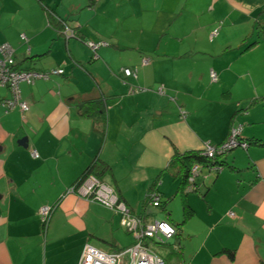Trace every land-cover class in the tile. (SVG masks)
I'll use <instances>...</instances> for the list:
<instances>
[{
    "label": "crops",
    "instance_id": "1",
    "mask_svg": "<svg viewBox=\"0 0 264 264\" xmlns=\"http://www.w3.org/2000/svg\"><path fill=\"white\" fill-rule=\"evenodd\" d=\"M45 6L72 20L84 41L108 44L97 60L83 42L65 40L48 23ZM109 9L114 19L107 24ZM263 29L264 0H97L91 7L89 0H0V44L14 49L17 67L64 70L19 85L26 111L0 105V264H78L95 236L108 253L135 244L133 238L127 248L120 244L118 214L65 194L95 158L110 167L102 181L147 221L150 209L161 208L143 205L153 183L163 200L169 174L179 178L169 197L178 192L180 169L170 165L175 152L221 144L238 126L241 140H264ZM126 68L137 69V78L124 77ZM135 87L146 91L130 93ZM9 96L0 89V102ZM97 98L105 102V124L77 110ZM217 161L225 165L210 173V183L198 181L208 217L196 256L205 250L202 264H262L264 147H237ZM194 194L187 186L181 191L182 206L195 214L198 199L188 198ZM43 205H55L45 231ZM224 249L234 252L233 261Z\"/></svg>",
    "mask_w": 264,
    "mask_h": 264
},
{
    "label": "built area",
    "instance_id": "2",
    "mask_svg": "<svg viewBox=\"0 0 264 264\" xmlns=\"http://www.w3.org/2000/svg\"><path fill=\"white\" fill-rule=\"evenodd\" d=\"M216 33L217 30H214L213 35ZM63 34L68 38L73 37L72 30L69 31L66 29ZM20 38L22 41H27L25 34H21ZM86 46L91 53H95V51L100 47L107 46V43L103 41H88L86 42ZM94 58L97 57L94 56ZM143 63L146 64L147 61L145 60ZM14 65V49L7 43L0 44V89H7L10 93L8 98L0 102L1 107L6 112L12 111L16 108L20 111H26L28 109L27 104L21 100L19 90V85L21 83L32 85L37 80L47 81L54 76H61L64 74V71L61 68H53L48 71L17 70ZM123 73L126 77H136L135 72L130 69H124ZM209 76L212 82L217 80L216 73L214 71L211 70ZM157 93L159 95L164 94L162 87L157 90ZM241 132V126L235 128L232 127L226 140L220 145L205 144L201 150L203 156L212 160L216 156L221 157L226 155L229 151L237 147L247 149V143L241 141L240 139ZM31 155L33 157L37 156L35 151H32ZM204 168L215 172H220L223 169L218 165H214L212 167L209 165L205 167L201 164H193L190 167L187 178L188 191H192L194 189L195 180L200 176V173ZM65 194L76 195L79 198L96 202L99 205L115 212L119 215L121 227L127 233L132 234L135 239V244L132 247L114 253L102 252L89 244H85L81 251L78 264H122L121 258L124 255L127 256V260L124 264H165L160 257L148 248L145 241L151 240L156 244H165L167 241L174 239L177 234V230L168 221L154 220L147 222L143 217L133 214L126 203L121 200L111 186L93 175H88L83 180L70 186ZM161 203V194H159L157 190L153 189L149 193L147 203H145V205L158 208ZM54 207L55 205H43L38 210V216L44 228H47V224Z\"/></svg>",
    "mask_w": 264,
    "mask_h": 264
},
{
    "label": "rangeland",
    "instance_id": "3",
    "mask_svg": "<svg viewBox=\"0 0 264 264\" xmlns=\"http://www.w3.org/2000/svg\"><path fill=\"white\" fill-rule=\"evenodd\" d=\"M113 13V12H112ZM111 10H107V13L105 15V23L110 24V19H114V16L112 15ZM104 16V14L102 15ZM86 48H88L85 45ZM92 58V56H91ZM96 62V61H95ZM261 130L264 129V124L261 125ZM210 171L207 168H204L201 172V178L198 179V181H203V177L207 176L209 177ZM180 177V175H179ZM207 177V178H208ZM206 178V179H207ZM164 181L165 183L163 184L162 192H165L164 198L163 200H167V198H170L169 202L166 204L165 208L166 211H163L162 208H158L156 210L150 209L153 214L151 216H149V220H147V222H151L154 220L157 221H168L171 225H173L174 227H178L177 225L180 224V222L183 219V214H182V199H181V188L179 185V190L177 192V194H175L176 190L174 189L172 191V193H170V197H169V187H176L179 183V178L177 179H173L171 175L167 174L164 176ZM211 179H208L205 183L206 185L208 183H210ZM205 181V180H204ZM159 186H161L159 184ZM158 186V187H159ZM192 194L195 193L194 195H190L188 196V198L190 197H194L196 199H198V202L196 203V213L192 214L189 219H187V221L182 224L181 226H179V229L181 230V234L180 236L177 237L178 240H176V237H174V239H171L169 241H167V243L165 244H156L155 242L151 241V240H146V245L148 246V248L155 253L158 257H160L166 264H195V263H200L202 264L203 262H206V260L204 259L205 254L204 251H202V253L198 256H196V252L197 249L200 247V245L202 244L201 242V238L203 239L204 235H202V230L203 228L206 226L205 223H207V210H206V206H205V201L203 200V194L200 195L199 197L197 196L196 192L194 191H190ZM173 194H175L173 196ZM166 213H169L170 216L167 218ZM169 219V220H168ZM175 227V228H176ZM177 229V228H176ZM107 233L110 234L111 229H107L106 230ZM186 234H188L189 236H191L190 238H188L186 236ZM118 238L120 239V244L123 247H129L130 244L132 243V240L134 239V236L132 234L126 235L123 229H120V233H118ZM200 237V238H199ZM95 238L97 240L100 239L99 236H95L94 238H90V242H96ZM133 238V239H132ZM106 242V241H104ZM178 242H180V245H178ZM89 243V244H91ZM95 244V246L93 245ZM91 244L92 246L98 248L99 250H101L102 252H109L110 250V246L107 243H101L98 242V245L96 243ZM182 245H185L186 250L182 252V254H179L180 252V247H182ZM124 248V249H126ZM109 250V251H108ZM179 250V252H177ZM127 260V256L124 255L121 258V262L122 264H124Z\"/></svg>",
    "mask_w": 264,
    "mask_h": 264
},
{
    "label": "trees",
    "instance_id": "4",
    "mask_svg": "<svg viewBox=\"0 0 264 264\" xmlns=\"http://www.w3.org/2000/svg\"><path fill=\"white\" fill-rule=\"evenodd\" d=\"M97 0H89V7H91L92 5H94V3L96 2ZM45 8V11H46V14H47V21L50 25H52L62 36H64V39L67 40L68 37H66L63 33H64V30L68 29L69 31L72 30L73 32V37L71 38H76L78 40H80L81 42H83L85 45H86V42L88 41H91V40H87V41H84L82 38H80L78 35H77V32H75L76 28H72L71 27V22L72 20L70 19H63V18H60L58 17L55 12L51 9H49L47 6L44 7ZM263 33H264V29H263ZM93 42H99V41H93ZM104 42V41H103ZM253 44H251L250 46H252ZM108 46V44H107ZM249 46V47H250ZM103 47H106V46H103ZM102 48V47H100ZM99 48V49H100ZM97 49L95 51V53H92V59L93 60H97L98 59V55H97V51L99 50ZM94 56H96L97 58H94ZM147 61L146 64L143 63V61ZM14 62H15V59H14ZM150 63V60L149 58H146V57H143L141 58V65L142 66H146ZM15 69L17 70H22V69H19L15 63L14 65ZM60 68V67H58ZM53 69V68H52ZM126 69H130V68H126ZM26 70H32V69H26ZM50 70V69H49ZM124 70V69H123ZM131 71L135 72L136 74V77L134 76H129V77H126L124 75V77L126 78H133V79H136L137 78V69H130ZM36 71V70H35ZM48 71V70H47ZM64 71V70H63ZM124 74V73H123ZM62 76V75H61ZM210 77V76H209ZM162 86H159L157 87L156 91L161 88ZM163 89V87H162ZM132 91H130V93L132 94H136L138 92H141V91H146V89H142L140 87H135V88H132L131 89ZM137 92H136V91ZM22 100V99H21ZM77 110L79 112V114L81 116H87V117H92V118H95L96 120H99L102 124H105L106 122V106H105V102L103 101L102 98H97V99H93V100H86V101H83L81 103L78 104L77 106ZM242 133V132H241ZM229 134V133H228ZM241 139V138H240ZM243 142H246L247 143V146L249 147V145H256V146H260V147H264V140H260V139H251L249 141H245V140H241ZM220 145V144H218ZM224 156V155H223ZM220 158V157H214L212 160L211 159H208L207 157L203 156L202 154V151H189V152H185V153H178V152H175V154L173 155L171 161H170V165H176L179 167L180 169V177H181V182H180V188L181 190L184 189V187L186 188L187 186V178H188V175H189V170H190V167L193 165V164H201V165H204L205 167L206 166H214V165H218V166H221L223 168V164L224 162H219L217 161V159ZM225 165V164H224ZM210 173H213V174H216V173H219L218 171L215 172L213 170H210ZM110 172V167L109 165H107L106 163H104L103 161L99 160L98 158L94 159L86 168L85 170L83 171L82 175L79 177V179L74 183H78L79 181L83 180L86 176L88 175H93L95 176L96 178H98L99 180L102 181L101 177L106 174V173H109ZM210 176V174H209ZM208 177L207 176H204L203 177V181L206 180V178ZM201 178V173H200V176L195 180V183H194V189L192 191L196 192L197 191V186H198V179ZM209 178V177H208ZM207 178V179H208ZM73 184V185H74ZM107 184V183H106ZM157 185L158 183L155 182L151 185L149 191L146 193L145 197H144V201H143V205L145 206V203H147V198H148V195L149 193L155 189L157 190V192H159V194H161V205L159 207H161L162 209L165 208L166 204L169 202L170 198H168L167 200H162V193L157 189ZM110 186V185H109ZM114 189V188H113ZM115 190V189H114ZM179 190V189H178ZM116 192V191H115ZM190 192V191H189ZM117 193V192H116ZM118 195V194H117ZM119 196V195H118ZM131 210V209H130ZM182 214H183V219L182 221L180 222L178 226H181L182 224H184L187 219H189V217L193 214V211L192 209L187 205V204H183L182 206ZM144 218V217H143ZM42 228L43 230L45 231L46 228L43 227L42 225ZM179 251V250H178ZM177 251V252H178ZM222 254H227V257L233 261L234 260V252L233 251H230V250H227V249H224L221 251ZM264 264V263H262Z\"/></svg>",
    "mask_w": 264,
    "mask_h": 264
},
{
    "label": "water",
    "instance_id": "5",
    "mask_svg": "<svg viewBox=\"0 0 264 264\" xmlns=\"http://www.w3.org/2000/svg\"><path fill=\"white\" fill-rule=\"evenodd\" d=\"M18 143H19L20 145H22V146H24V144H25V143H24V140H21V141H19Z\"/></svg>",
    "mask_w": 264,
    "mask_h": 264
},
{
    "label": "clouds",
    "instance_id": "6",
    "mask_svg": "<svg viewBox=\"0 0 264 264\" xmlns=\"http://www.w3.org/2000/svg\"><path fill=\"white\" fill-rule=\"evenodd\" d=\"M70 38V37H69Z\"/></svg>",
    "mask_w": 264,
    "mask_h": 264
}]
</instances>
